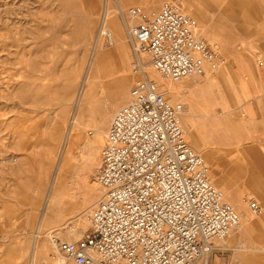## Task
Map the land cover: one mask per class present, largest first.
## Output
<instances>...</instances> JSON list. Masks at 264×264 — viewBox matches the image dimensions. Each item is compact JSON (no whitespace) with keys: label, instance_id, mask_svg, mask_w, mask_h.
I'll use <instances>...</instances> for the list:
<instances>
[{"label":"rangeland","instance_id":"1","mask_svg":"<svg viewBox=\"0 0 264 264\" xmlns=\"http://www.w3.org/2000/svg\"><path fill=\"white\" fill-rule=\"evenodd\" d=\"M108 1L112 4V0ZM164 1L180 2L182 12L197 22L195 33L205 39L201 22L187 0L157 3L121 0L125 8L123 14L130 7H137L148 16ZM193 1L210 27L220 29L219 39L225 51L216 50L208 41L220 60L217 67L208 66L203 75L210 77L215 70L226 67L230 79L222 77L223 97L214 86H201L192 91L190 97L195 104L190 118L194 137L188 138L185 131L184 135L207 164L209 177H221L229 187L241 191L245 204L246 198L251 196L259 201L262 209L264 182L259 180V173L261 167L264 175V149L259 147L264 143V0H244L234 21H224L225 13H232L228 9L229 0ZM103 7L104 0H0V214L9 218V226L0 224V264H72L53 249L52 237L59 238L57 231L75 230L77 223H82L81 228L77 227L81 236L88 224L86 214L101 194L92 177L100 155L94 160L88 156L94 124L102 126V141L95 145L100 149L107 131L102 122H110L116 109L129 101V90L140 78L139 72L133 69L135 53L119 14L117 21L126 53L114 58L120 65L119 71L126 69L128 74L117 82H109L104 80L110 70L107 67L97 75L82 110L78 134L73 136L75 128L70 129L69 135L75 143L74 164L59 184L60 202L43 216V201L55 171V152L88 58L96 40V47L111 48L107 37L99 35ZM139 55L144 58V71L148 74L147 70H152L155 79H160L149 65L148 55L145 52ZM109 58L112 59V54ZM181 79L166 80L180 85ZM125 82L126 100L116 103L115 92ZM163 93L171 102L187 105L185 100L179 99L180 94ZM182 95L185 97L188 92ZM221 111L228 115L224 117L225 123L218 127L212 126L215 118L205 120L199 116ZM236 125L240 127L238 130ZM18 130L24 133L21 138L17 136ZM46 137L48 145L39 141ZM251 177L255 180L253 191L252 187L245 188ZM36 235L43 245L32 262L30 245Z\"/></svg>","mask_w":264,"mask_h":264},{"label":"built area","instance_id":"2","mask_svg":"<svg viewBox=\"0 0 264 264\" xmlns=\"http://www.w3.org/2000/svg\"><path fill=\"white\" fill-rule=\"evenodd\" d=\"M129 15L141 17L125 27L134 51L148 54L160 79L202 74L218 64L178 2H162L151 16L131 7ZM133 68L143 77L111 117L92 174L102 192L81 236L56 239L57 251L72 264H207L214 241L229 233L239 214L186 141L178 121L182 104L170 102L140 62ZM248 206L259 213L254 198Z\"/></svg>","mask_w":264,"mask_h":264},{"label":"bare ground","instance_id":"3","mask_svg":"<svg viewBox=\"0 0 264 264\" xmlns=\"http://www.w3.org/2000/svg\"><path fill=\"white\" fill-rule=\"evenodd\" d=\"M103 8H104L103 14H102L103 18H102V22H100V26H99V28H100L99 29V31H100L99 35H104L107 37L108 42L111 45V48L109 50H103V49H100L99 47H96L98 45V41L96 40L95 44L93 46L92 52L88 58L83 79H82L81 84L79 86V89L75 95V101H74L73 108H72L71 112H69V116H68L66 123H65V131L63 133V137H62V139H61V141L57 147V150L55 152V161H54L55 171H54L53 176H52V178L48 184L47 193H46L45 199L43 201V207H42L43 208V216H45L46 214L48 215L51 212L54 205L58 204L60 202L59 184L64 179L67 170L70 169V167L74 164V158L73 157H74V144L75 143H74L73 137H70V135H69L70 129L75 128L74 129L75 133L73 136H75V134H78V132H79L78 129H79V126L81 124V118L83 116L82 110L84 109V107L88 103V99L90 96V88L93 85V83L95 82L97 75L99 74V72L105 70L107 67L108 68L110 67L109 74L104 80H107L109 82H117L118 80H121L124 77V75H126V73H127L126 69L119 71L120 65L118 64V62L114 58L115 55H124L126 53V46L124 44V38L122 36L121 27L119 26L118 21H117V15L119 14V16H120V21H121L123 28H125L129 25H133V24L138 23L140 21L141 17L139 15L131 17L129 15V9L131 7L127 10L126 14H123L125 8L122 6L121 0H112V4L108 0H104V7ZM134 8H137V7H134ZM137 9L139 10V13L141 15L148 16V15L142 13V11L139 8H137ZM125 31H126V29H125ZM126 35H127V38L130 41V44L132 46L133 42H132L131 38L129 37V35L127 33H126ZM132 49L134 51L133 46H132ZM141 52L142 51H136V52L134 51L135 58H136L137 62H140L141 68L143 66V69H144V62H143L144 58L140 57V55H139V53H141ZM110 54H112V59H110V58L108 59ZM148 61H149V56H148ZM112 63H113L114 67H112ZM217 66L218 65H216L215 67H217ZM148 69H150V68H148ZM147 72H148L147 77L149 79L154 80L156 82L158 88L162 89L161 90L162 92L173 93L172 94L173 96H179V94L181 93L178 91L180 89V85H178L179 82L171 83L170 81H168L166 79H158L157 80L153 76L152 70L151 71L147 70ZM204 73H205V71L202 74H194V75H203ZM139 74H140V78L143 77V73H139ZM155 76H157V75H155ZM190 76H193V75H190ZM190 76H184V77H181L182 79L181 78H179V79H181V81H184V80H187L188 77H190ZM179 79L172 80V81H177ZM126 84L127 83L125 82L121 86V89H119V90L115 89V90H117V92H115V94L117 96L115 99L116 103L126 100V91H125ZM180 91H181V89H180ZM130 100H131V95H130V90H129V101ZM128 102H126L124 104H127ZM113 104H112V106H113ZM182 110H183V105H182ZM182 110H181V112H183ZM178 121H179V116H178ZM179 124H180V122H179ZM102 125L108 128L109 122L107 120H104L102 122ZM101 127L102 126H98L97 124H94V127H93L94 133L92 136V141L89 142V145H88L89 146L88 156L90 159H93V160L95 157L100 155V149H97V147L95 145L100 144V142L102 141V136L100 134L102 132ZM181 129H182V127H181ZM182 131H183V129H182ZM16 132H17V136L20 138L24 134L22 132V130H18ZM106 133H107V131H106ZM183 135H184V131H183ZM184 137H185V135H184ZM185 139H186V137H185ZM29 140L30 139H28V141ZM39 141H41V143H43L44 145H48L49 138H47V137L45 139L40 138ZM99 163H100V157H99ZM210 179L215 184H217L219 186L220 183H218L217 181H215L211 177H210ZM215 187H217V186H215ZM100 189H101V187H100ZM101 192H102V189H101ZM246 204H247V208H248L249 212L251 213L249 206H248V199H247ZM232 206L234 207V209L236 210V212L239 214V217H240V212L237 209V207L235 205H232ZM6 207L8 208L9 206H6ZM8 212H10V210ZM0 224L1 225L6 224V226H9L8 225L9 224L8 215H1L0 214ZM79 224H81V225L79 226ZM79 224L77 223V226L75 225L76 229L72 230V231H70V230L69 231L66 230V231H62V232L57 231V233L59 234V238H62V237L64 239L69 238V240H70V238H72L71 241L78 239V237L80 236V232L77 231V227H79V228L82 227V223H79ZM235 226H233V227H235ZM38 231H39V228H37V232ZM46 235H49V234H46ZM36 236H34L32 242H31V245H30V257L32 258V262L34 260L35 254L39 251V249L42 248V245H43V241L38 242L37 241L38 236L37 237ZM56 238L57 237H52L51 241H52L53 249H55L57 251V246L55 244ZM61 257L64 259L63 256H61Z\"/></svg>","mask_w":264,"mask_h":264},{"label":"crops","instance_id":"4","mask_svg":"<svg viewBox=\"0 0 264 264\" xmlns=\"http://www.w3.org/2000/svg\"><path fill=\"white\" fill-rule=\"evenodd\" d=\"M156 3L160 0H154ZM181 1V0H179ZM178 2V1H177ZM244 0H229L230 6L228 9L232 11V13H225L224 21H234L237 18V13L239 8ZM179 4H181L179 2ZM187 4L191 7V10L198 16L201 26L203 28V33L205 35V40L211 42L214 48L220 52L224 51V44L219 39L222 35L220 29H215L213 26L210 27V23L206 21L203 13L198 9V5L193 0H187ZM150 5V4H149ZM236 5V7L234 6ZM153 6V5H152ZM143 10L146 12L147 10L143 6ZM235 12V13H234ZM201 29V27H200ZM200 36V35H199ZM222 77L226 79H230V73L226 69V67L215 70L210 74V77L205 75H193L188 77L187 80L182 81L180 84L181 95L179 99L185 100L188 105L183 106V112L179 115L180 125L187 134L188 138L194 137V124L191 120L192 106H194V99L190 97L192 91L197 90L201 86H214L216 87L217 93L223 97L222 91ZM187 93L188 95L184 97L182 93ZM264 98V96H262ZM264 100V99H263ZM182 104V103H181ZM183 105V104H182ZM185 106H187L185 108ZM212 109V108H211ZM228 112L221 111L217 113H200L199 116L203 119H215L212 121L213 127L222 126L225 123L224 117L227 116ZM240 127L238 125L235 126V129L238 130ZM264 133V132H262ZM261 150L264 149V143L262 142L260 147ZM262 166V164H261ZM217 175V173L212 171V174ZM260 178L261 182H264V175L262 174V169L260 167ZM213 178V177H212ZM215 181L220 183L221 189L216 185L213 181V184L217 186L222 192V198L228 200L226 202L235 205L240 212V220L239 223L233 227L229 233L222 238L221 242L218 244L214 243V248L211 250L208 258L207 264H264V206L261 209L259 201L257 203L260 206V211L258 214H251L247 208V204L241 199V191L236 189H232L227 185L224 181H222L221 177L218 176V180L213 178ZM251 180V181H250ZM249 180V185H245V188H251L253 191L252 183L255 180ZM224 194V195H223ZM246 198V203L247 199ZM252 215L254 216L252 218Z\"/></svg>","mask_w":264,"mask_h":264}]
</instances>
